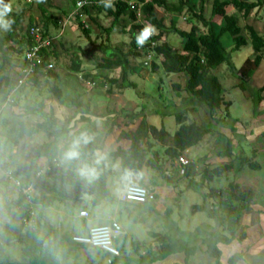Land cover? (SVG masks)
<instances>
[{"label":"trees","instance_id":"trees-1","mask_svg":"<svg viewBox=\"0 0 264 264\" xmlns=\"http://www.w3.org/2000/svg\"><path fill=\"white\" fill-rule=\"evenodd\" d=\"M52 1L36 0L40 12L38 19L32 15L26 18L23 9L13 12L12 16L15 24L12 30L7 33H0V104L5 103L9 95L10 97L12 96V89L15 87L17 78L20 75L19 70L16 71L17 78H15L8 72V69L9 67L14 68L16 65H19L20 69L25 66L24 53L27 46L32 43L29 28L32 25H39L43 28V35L49 36L52 39V43L50 47L41 49L43 63L37 65L35 73L28 78L36 86L40 85L41 76L57 79L59 74L55 69H48L43 72V67L50 60L59 64L60 60L63 59L62 64L65 71H69L75 75L80 73L79 78H83L89 82H98L99 85L105 84L107 94H111L117 89L121 91L128 87H136V84L129 79L130 75L136 73L138 66V64L134 63V60L151 51L154 57L161 58L159 63L164 73L184 75L181 86L178 83L172 84L174 90L178 91L181 89L185 93L184 97L186 99L193 98L202 103L211 114L218 112L221 105L227 104L224 102L222 95V83L213 73V70L218 66L226 64L232 72L237 73V76L240 78L237 87L241 91L249 93V97L253 99L254 111L257 113V106L263 100L261 93L264 91V84L254 89L250 88L249 82L255 69L264 58V35H261L252 25L245 24V26H241L239 17L237 15H227L226 8L232 5L241 14V17L246 19L254 8L264 3V0H257L255 2L247 0H210L209 17H205L204 15L205 5L208 0H135L137 4H141V22L138 21L136 12L129 7L128 2L130 0H114V11L112 9H104L100 5L99 0H88L90 3H86L78 8L74 18L78 29L88 39H91V26L81 20L79 16L81 14H87L93 24L105 33V40L99 44H95L91 40V48H82L79 45H69L66 47L60 40V37H57L61 29V23L53 14L49 13L50 8L53 7ZM71 2L76 6L77 0H72ZM158 8H162L166 14L171 15L168 23H165V17L159 14ZM91 11L95 14L104 12L105 16L110 18L109 26H101L97 20L90 16ZM181 14L187 15L186 19L190 23L188 29L177 25L176 18ZM216 18H224V20L221 24H217L214 21ZM146 22L156 27L157 34L153 35L143 48H137L135 35ZM51 27L56 32L54 36H51ZM117 27L121 33L129 34L130 39L126 43L127 48L109 42L110 33L117 29ZM169 34H176L180 37V49H175L167 41H161L164 36ZM224 36L232 44L229 52L226 50V45L223 41ZM9 41L15 42V45L8 44ZM151 42H155V45L152 46ZM248 44L252 47L253 57L247 58L239 68H236L231 60V52ZM95 50H98L101 56H97L94 53ZM83 56H90L94 61V69L97 73H92L90 70L84 68L82 63ZM152 66L154 69L158 67L156 64H152ZM115 68H119L120 71L117 78L102 76L100 74V71L104 69L111 70ZM79 78L77 77V79ZM79 81L81 82L80 79ZM61 90V87L57 84L48 85V91L58 102L81 108L82 111L78 115L69 116L64 122H60L53 114L50 115V113L46 114L44 112V103L40 100L36 106L25 105L23 110L26 114L39 115L44 119L42 122L29 123L27 121H18L17 124H12L7 118L0 119V160L3 156L1 150L7 148L8 145L14 148L17 147L21 139L30 138L39 132H47L51 137L49 141L42 142L35 147L25 164L19 165L13 171L10 170L13 175L21 177L20 180L23 185L26 184L35 169L39 168L38 166L36 167L39 157H43L47 161H51L53 157H56L54 152L57 150L59 137L70 135L72 130H75L80 123L88 124L97 120V118H91L94 116V113L90 110L87 101L84 102L79 99L78 92L72 95L69 101L65 102ZM176 93L178 95V92ZM13 102H11L12 105H15L16 102ZM194 110L195 108H186L182 111L171 113L177 124V128L172 135L164 127L158 128L155 125L149 124L144 115L139 112L130 110L126 112L123 108L113 111L115 114L113 115L114 120L110 123L107 133H110L111 129L118 125V116L122 115L126 117L130 123L141 117L134 130L122 128L121 132L117 135L116 141L126 139L129 141V146L123 148L117 145L109 152L112 161H118L121 168L118 182L120 189L129 183L132 175H140L144 167L157 171L159 176L167 183L172 182L168 174V170L173 167L172 162L177 160L184 150L198 144L206 134L216 130V128H212L210 123L189 121L187 114ZM107 112H111V109L107 108ZM214 119L217 125L223 121L222 118H216V116ZM168 137L170 144L163 150V155L168 160V163L165 164L166 160L160 159V150L154 148L151 139L164 142ZM261 137L264 139V132H262ZM95 148L97 147L94 141L84 149L85 156L87 157ZM220 155H231V138L228 137L226 139V147ZM237 163L239 168L246 166L253 167L251 158L248 156H241V158L238 156ZM6 166H8L7 163L2 165L5 169L7 168ZM233 168L232 161L211 168H204L200 173L199 180L196 181L192 177L194 165L187 163L183 166L181 178L186 179V188L199 190L214 178L219 177L222 172ZM47 172H52L50 175L54 180L72 187L76 192L68 194L49 185L48 182L43 180ZM45 173L37 180L36 187L37 190L39 187H45L49 191V194L44 195L36 192L33 202L37 206L47 207L55 201L81 200L82 193L92 194L90 201L92 206H98L103 200L114 203L116 201L115 198H112V194L106 183V176L110 173V170H102L97 179L91 183L86 182L90 185L89 189L83 187V182L85 181L79 178L75 172H66L61 167H53ZM3 181L8 182L4 178ZM205 196L208 199L217 198L216 201H213L211 207L217 208L224 205L233 208L236 218L235 227L228 230L229 236L225 234L218 235L216 231L209 230L206 234V240L203 241L205 245L204 252L208 257L213 259L212 262L205 264H222L218 243L228 244L235 238V233L238 229V218L243 210L249 209L251 196L243 192V189L236 182H229L223 189L210 188L205 193ZM209 207L210 205L194 204L191 206V211L205 210L210 214ZM5 208L9 223L4 224L2 232H0V264H20L19 261L13 263L9 259L10 253L6 246L12 240V236L21 245L20 253L26 259L27 264H61L59 257H66L67 253V250L59 252L60 243L63 240H66L72 247L78 249L90 247L72 241L69 234L64 233L60 228L48 222H40L38 218L35 228L27 227L25 232H18L16 223L28 215L27 205L19 193L15 199L5 203ZM38 226L42 230L40 237L28 240L26 233L32 234L38 232ZM151 235L154 238L155 247H152L151 244L144 245L137 240H133L129 243V246L133 249L136 257L129 258L123 256L124 260H126L125 262L152 264L163 260L168 255L182 252L184 254L183 264H193L191 258L198 249L197 245H190L185 240L171 233H152ZM244 235V232L236 235V240L240 241ZM120 239L123 240H121L123 242L121 246L118 245ZM114 243L123 254L126 247L125 234H122ZM90 248L94 249L95 247ZM242 255L243 250L231 253L227 257L225 264H236L242 258ZM119 256L113 258L110 264H117Z\"/></svg>","mask_w":264,"mask_h":264},{"label":"rangeland","instance_id":"rangeland-1","mask_svg":"<svg viewBox=\"0 0 264 264\" xmlns=\"http://www.w3.org/2000/svg\"><path fill=\"white\" fill-rule=\"evenodd\" d=\"M28 1L29 0H11L12 5H13V12L20 10V9H23L24 10L23 13H24V16L26 18L29 15H32L36 19H38L40 16L39 15L40 12H39V9L37 7L36 0H31L29 2ZM71 1L72 0H53L52 1L53 7L50 8V10H49V13L53 14L61 23L63 32L61 34L60 40L62 41V43L66 47H68L69 45H75V46L79 45L82 48H91L92 43L89 41L88 38L85 37V35H83L81 33V31L77 27V23H76L75 18L73 19L74 15L72 14V5H71L72 2ZM247 1L255 2L257 0H247ZM158 11H159L160 15H163L165 17V23H168L170 21L171 15L168 13L166 14V12H164L162 8H158ZM226 12H227V15H237L239 17V21H240L241 26H245V24L252 25L261 35H264V3L261 6L254 8L253 11L250 13V15L246 19H243L241 17V14L232 5L227 6ZM69 15H70V17H69ZM204 15H205V17L210 16V0H208L206 2L205 9H204ZM184 17H185V19H183ZM186 18H187L186 14L179 15V17L176 18L177 25L179 27L188 29L190 27V23ZM97 20L100 22L101 25L103 24L104 26H109V24H110V18L105 17L103 14H102V16H100V18H97ZM223 20H224V18L214 19V21H216L217 24H221L223 22ZM85 22L93 28V33L91 35V38L93 40H95V41L98 40L97 43L105 40V33L102 32V30H99V28H97V26L95 24H93V22L91 21L90 18H86ZM50 32H51V36L56 35V32H55V30H53L52 27H51ZM225 36H227V35H225ZM225 36L223 37V41L226 45V50L229 52L232 44H230V42L228 41L229 39H227ZM129 39H130L129 34H121L118 30H115L114 32H112L109 42L113 43V44H120V42L127 43V42H129ZM168 40L170 41V43L172 44V46L174 48L180 47L181 39L178 35L170 34ZM8 44H14L15 45V42L9 41ZM94 53L97 54V56H101V54L98 50H95ZM252 53H253V50H252L251 45H249V44L245 45L243 47H240L238 50H236L234 52H231V60L234 64V66L236 68H239L249 56L252 55V57H253ZM146 54L143 55L142 57L134 60V63L138 64V66L136 68V73L129 76V79L136 84V87H128V88L123 89L126 98L124 96L118 95V96L112 97L113 102L107 101V103H105L106 101L105 102L101 101L102 104H101L100 108L104 109V105H106V107L108 109H111L113 111H118V110H120V108H123L124 111L128 112L124 108H126V107L131 108V105L134 104L136 106H135V108H134L135 110H133V112L144 113V110H145V112L147 110L156 112V114L148 117L149 121L152 124H156L157 121L161 120L162 117H165L164 121L168 123V122L172 121V119H174L173 116L170 115L169 113L175 112L178 110L176 108V105L177 106H180V104L186 105L187 101L186 100L182 101V99H186L184 97L185 93L182 92L181 89L178 91H175L173 86H172L173 83H178L181 86L183 84L184 75L183 74H174V73H170V74L164 73L162 68L160 67V63H159L161 61V58L160 57H158V58L154 57V54H150V58H149L146 56ZM83 57H84V61H83L84 68L85 69H87V68L91 69L92 68L90 71L94 73L95 72V70L93 69L94 63H93V65L88 63L90 61L88 59L89 57L88 58H86V56H83ZM62 60L63 59L60 60L59 64L56 62H55L56 64L54 63L55 64L54 69H56L55 71L60 73L61 75L64 73V70H63L64 67L62 64ZM144 60H147V62H148L147 65L143 64ZM57 64H58V66H57ZM152 64H156L158 67H156L154 69ZM18 67H19V65H16L14 68L9 67V69H8V72L10 74H12L15 78H17L16 71H18V69H17ZM213 73L218 77V79L222 83V87H223L222 95L224 98V102H226L227 104L221 105L218 112L214 113V114H211L209 110L197 107V109H195L194 111L188 112V114H187L188 120L189 121L194 120V121L202 123L203 121H199V120H201L200 117L206 118L207 120L210 121L212 128H216L219 131L222 130V128H224L222 126L228 125L229 127H231L232 124L234 123L235 127L238 128L241 132L246 133L247 137H249L248 139H250L251 141H253L255 139V141L257 143L259 140H263L261 138V135H258L256 133H255V135H253V131L264 128V91L261 93L263 96V100H261V102L258 104V106H257L258 111H257V113H255V111H254L255 108L253 106V99L251 97H249V93L241 91L237 87V84L240 81L239 80L240 78L237 76V73L235 74L234 72H232L231 69L226 64H221L220 66H218L215 70H213ZM64 75L65 74H63V78H64ZM144 77H147V78H144ZM50 79L51 78L48 76H41L40 77L41 84L39 87L34 85L31 81L27 80L25 85L23 84V86H25V88H23V90L25 92V95H24L25 99H23L22 102H17L16 105H12L11 102H13V101L16 102V98H14V100L12 101L13 98L10 97L9 100H7V102H5L7 105L3 104V106H2V104H0L1 108L5 107L3 109L0 108V119L4 118V116H5V118H7L12 124H17V122L21 121V120L30 121L29 123L38 121V116H35L34 114L33 115L26 114L25 112H23L24 106H21V103H22V105H25L27 103L28 105L36 106L38 100H43L46 103L47 98H50L52 100L51 107L49 108L50 111H48V113H50V115L53 114L54 113L53 106L55 107L54 103H56L58 101L48 91V85L51 84ZM80 80H81V83H83L84 87L87 88L85 90L84 94H88V95H91V93L99 94V92H95L96 90H94V88L90 87V85H92L91 83H90V85H87L88 80H84L83 78H80ZM53 82H55V83L57 82L60 85L62 83L61 80L60 81L57 80V81H53ZM90 82H92V81H90ZM27 83L29 86H26ZM263 84H264V58H263L262 62L259 64V66L255 69V72L253 73V75L250 79L249 86H250V88L256 89L257 87H259ZM93 86H94V84H93ZM97 87L100 88V86H97ZM76 92H78V91L74 90L73 94H71L70 97L72 95H74ZM176 92H178V95ZM68 94H69V87H68L67 91H65V96H67ZM104 97H105V95H104ZM100 98H103V97H100ZM69 100H70V98H69ZM81 101H83V100H81ZM94 108H95V106H94ZM180 111H182V110H180ZM215 116H216V118H222L223 119V121L218 123V125H217V123H215L216 122L214 119ZM98 123L99 122L94 121L92 124H93V126L97 127ZM225 128H228V127H225ZM250 129H251V131H250ZM0 130H1V126H0ZM234 134H235V139L237 141H240L242 139V137L245 135V134H241L238 131L234 132ZM237 135H240L242 137H239ZM41 137H44L43 140L44 139L48 140L50 138L47 132H39L30 138L21 139L20 142L18 143L17 147H15V148L11 147L10 145H8L7 148H5V149L3 148V150H1L2 153L5 152L4 156H6L7 160L10 159V162L5 161L8 164V166H6V167L10 170H14L19 165L25 164L27 162V160L30 158V156L32 155V152L35 149V147L38 145V142L43 141L41 139ZM211 137L212 136H210L209 134H206V136L202 139V141L200 143H202L203 146L211 144L212 143ZM12 148H13V150L11 151L12 157L6 155V151L9 152L10 149H12ZM196 148H198V147H195V149ZM243 148H244L246 154L249 155V157H251V155L254 154V151H252V150L255 149V147L250 146L249 142H247V140H244V138H243ZM156 149L160 150V148H156ZM256 149L258 150V152L256 153L257 154L256 160L260 163L261 167H260V169H254L253 168V170H251L248 168V169L242 171V179H244V181L246 183L245 185L251 184L253 186V188H249L251 191L248 190V193L251 192L252 194H254L257 201H261L262 203H264V151H263V148H261L259 146ZM207 156H208V159L210 160V162L211 161L219 162L220 158L215 157V155L207 154ZM15 161L17 162L16 164H14ZM167 163H168V160L165 161V164H167ZM215 164H217V163H214V165ZM108 166L110 168V173L106 176V183H107V186H108V188L112 194V198H116V196L119 192L118 182H119L121 168H120V165L113 162L111 160V158H110V163ZM6 169L4 167H2V163L0 162V187L3 189V192L0 191V215H1L0 216V231L2 230V222L6 223V221H5L6 218L2 217L3 210H1V208L4 206L3 203L5 201H8V200L14 198L16 195V193H15V195L13 196L12 192L8 191L10 188L7 185L3 184V182H4L3 178H5V176H7L9 174V172H11V171L6 170ZM172 169H173V167L170 168V171ZM143 177H144V175L142 173L141 178H143ZM227 177H228V180H231V178L229 176H225V177L220 176V177L214 179L209 184L212 187H223V188H225L224 186L228 182ZM185 182H186V179H183L182 185L184 184V186H185ZM8 183H9V181H8ZM209 184H207L205 186H208ZM206 188L207 187L202 189L201 192L197 191V193H190V195L182 196L180 206H178V208L180 209V213L191 216L193 212H191L190 206L192 204L209 205L208 203H209L210 199H208L203 194L208 189V188L207 189ZM16 189H17V187H16ZM37 193H38V190H37ZM17 194H18V192H17ZM218 200H220V199H218ZM55 206L57 207V206H59V204H55L53 206V208H55ZM76 206H78V205L76 204ZM87 206L91 210H93V212L96 214V216L98 215V211H97L98 209L96 206L95 207H93L92 205H87ZM144 207L150 208V205L146 204V205H144ZM109 209H110V213H112L113 208H109ZM36 211H37V218H38V206H36ZM41 211H42V214L45 213L44 210L41 209ZM132 213H133L132 217L136 218L135 219L136 221H134L133 224L131 223L133 220H131L129 222L128 218L126 217V214H122L121 216H118V218L121 221V223L125 226L128 233L131 232V234H134L135 236H133V237L139 238L144 243V245H148L145 243H151V240L154 242L153 237H151L149 235V231H158L160 233H164V232L165 233H172L181 239L182 238L185 239V241L188 244H190V245L195 244L198 246V244H196L194 241V239L196 237H198L197 236L198 233L193 232L191 234L189 231H187L186 226H184L186 224L185 222H182L181 220L180 221L182 223L180 221H177L180 223L172 222V224L178 225V227H177L178 229L177 230L176 229L171 230L172 228H167V229L165 228V230H164L163 229L164 224L168 225L167 216L164 213H159L158 215L152 214V213H146L144 215V217L146 219L143 217V213H141L140 210H134L133 209ZM194 213H196L197 217L194 221L191 220V224L198 221V219H200V220L204 219L205 221L208 220V218H207L208 212L207 211H205V210L196 211ZM140 216H142L144 219L138 220V217H140ZM49 217L52 221H54V219L57 216H55L53 212H49ZM57 219H59V218L57 217ZM73 220H75L76 223H78V224H81L82 222H86V223L91 224V225L97 224L100 222L99 219L91 218V217L88 219H85V220L76 217ZM59 222H62L63 228H65L69 225L70 220L68 221V219H66L65 217H62L59 220ZM156 225H159L160 227L162 226L163 228L162 229L156 228ZM173 226H175V225H173ZM200 227L201 228L207 227V224H201ZM26 228L27 227L24 226L23 224H21L20 221H18L16 223V229L18 232H21V233L25 232ZM26 238L28 240L38 238V232H34L32 234L26 233ZM205 240H206V236H203L201 241H205ZM122 244H123L122 241L118 242L119 246H121ZM203 245H204V243H203ZM6 247L10 253L9 259L11 260V262L14 263V262L19 261L20 264H27L26 259L23 258V256L20 253L21 245L15 239L14 236H12V240L9 241V243ZM204 247H205V245H204ZM198 248H199V246H198ZM80 253H82V251ZM99 253H102V252L100 251ZM121 254L122 253L120 251L119 261L117 264H134V263H130L129 261H128V263L125 262L126 260H124V257H123V256H127L129 258L136 257L133 249L130 246L125 252H123L122 255ZM60 258L61 257H59V260H60ZM170 259H173V257H170ZM100 260L102 261V263H100V264H108V263H106V257L104 259V262H103L102 257H100ZM170 263L171 262L168 259H164V260H161L159 262L152 263V264H170ZM136 264H138V263H136Z\"/></svg>","mask_w":264,"mask_h":264},{"label":"crops","instance_id":"crops-1","mask_svg":"<svg viewBox=\"0 0 264 264\" xmlns=\"http://www.w3.org/2000/svg\"><path fill=\"white\" fill-rule=\"evenodd\" d=\"M71 5H72V14L75 16L77 14L76 6H74L73 3H71ZM102 14L105 16L104 12H100L98 14H95L93 11L90 12V16L95 20H97V18H100V16H102ZM74 16H73V19H74ZM79 16H80L82 21H86V18H89V16L87 14H81ZM69 17H70V15H69ZM101 26L107 27V26H104L103 24ZM115 30L119 31L118 27ZM62 32H63V29L61 26V29L59 30L57 37L61 38ZM92 33H93V28L91 27L90 38H91ZM111 34L112 33H110L109 41H110ZM121 34H125V33H121ZM169 36H170V34L167 36H164L161 41H167L170 43V41L168 40ZM91 40L95 44L100 43V42L97 43L98 40L95 41L92 38L89 39L90 42H91ZM161 41H159V42H161ZM120 43L121 44H114V45H121L124 48H127V44L125 42H120ZM175 49H178V48H175ZM179 49H180V47H179ZM251 57H252V55L249 56L248 58H251ZM86 58H88L90 60L88 63L93 65L94 61L90 58V56H86ZM83 61H84V57H82V63H83ZM57 66H58V64H57ZM17 69L19 70V67ZM91 69L87 68L86 70H91ZM93 69H94V66H93ZM63 70H64L63 74H65L64 78H63V74L61 75L60 73L57 72L59 74L58 78L57 79L51 78L50 79L51 84H57L58 86L61 87V89H62L61 91L63 94V100L65 102L69 100L70 95L73 94L74 90H77L79 93V99L83 100V101H88L90 110H92L94 113V116H92L91 118H97V120H95V121L99 122L97 127L93 126L92 123L94 121L92 123H88V124L80 123L75 128V130H72L71 133L78 132L81 130H87L90 134H92L95 137L94 141H95L96 147L101 148V149L107 151L108 153L111 150H113L117 145H120L123 148L128 147L129 141L126 139L116 141L117 135L119 134V132H121L122 128L134 130L136 128V126L138 125L141 117L136 119V121L130 123L127 121L126 117H123L122 115L118 116L117 117L118 125L114 126L111 129L110 133H107L108 129L110 127V123L112 122V120H114L113 115H115V114L113 113V110H111V112H107V107L104 104H103L104 109L100 108V106L102 104L101 101H104V102L106 101L105 103H107V101L113 102V98H112L113 96L121 95V96H124L126 98L124 91L123 90L120 91L117 89V90H114L113 93L107 94L105 84L99 85L98 82L97 83L93 82L94 86H93V84L92 85L87 84V85H90V87L94 88V90H96L95 92H99V94H95V93H91V95L84 94L85 90L87 88H85L83 83H81L79 81L80 73L75 75L74 73H71L69 71H65V69H63ZM94 73H97V71L95 70ZM119 73H120L119 68H115V69H111V70H105L104 69V70L100 71V74L102 76L114 77V78H117L119 76ZM77 77L79 79H77ZM144 78H147V77H144ZM57 80L58 81L61 80V82H62L61 85L58 84L57 82L56 83L53 82V81H57ZM26 86H29L28 83L26 84ZM97 86H100V88H98ZM68 87H69V94L67 96H65V91H67ZM23 88H25V86L22 85V86L17 87L16 89L12 90V92H11V95H12L11 97L13 98L12 101L14 100V98H16V103H17V102H22L23 99H25V96H24L25 92H24ZM104 95H105V97H104ZM100 97H103V98H100ZM183 100L187 101L186 105H182V104H180V106L176 105V108L178 109L177 111L183 110L185 108L197 109V107L198 108H204V109L208 110L205 105L196 101L193 98L182 99V101ZM38 101H40V100H38ZM16 103H15V105H16ZM43 103H44L43 110L47 114L48 111H50L49 108L51 107L52 100L50 98H47V102H46L47 104L45 103V101H43ZM3 104H6V103H2V106H3ZM54 104H55V107L53 106V108H54L53 116L57 120H59L60 122H64L67 117L78 115L82 111L81 108L76 107V106H68V105H65V104L60 103V102H56ZM25 105H22V103H21V106H25ZM94 106H95V108H94ZM135 106L136 105L132 104L131 108L126 107L124 109L133 111V110H135L134 109ZM3 108H5V107H2L1 109H3ZM23 109H24V107H23ZM171 113L172 112H170L169 114L171 115ZM141 114L144 115L146 121L149 124H152L149 121L148 117L156 114V112L155 111H149V110H147L145 112V110H144V113H141ZM31 115H33V114H31ZM34 115L38 116V121H35V122H42L44 120L39 115H37V114H34ZM4 118H5V116H4ZM164 118L165 117H162L161 120L157 121L156 124H152V125H155L158 128L164 127V129L167 130L170 133V135H172V133L177 128V124L174 121V119H172V121L167 123L164 121ZM200 119L201 120H199V121H203L205 123H210V121L207 120L206 118L200 117ZM21 121H23V120H21ZM27 122H30V121H27ZM222 127H224V128H222V130H220V131L216 129L213 132L209 133V135L212 136L211 137L212 138L211 144L203 146L202 143H200L202 141L201 140L198 144L184 150L182 152L181 156L187 158L189 160L188 163L194 165V171H193L192 177L196 181L199 180L200 173L204 168H207V167L211 168V167H214L216 165L223 164V163L228 162V161H232L234 168L230 169L229 171L222 172L220 175L221 177L229 176L231 178V180H228V177H227L228 182L226 183V185L224 187H226L229 182H236L243 189V192H246L249 196H251V202H250L249 209L243 210L241 212L239 218H238V221H237L238 222V225H237L238 229L235 233V238L233 240H231V242L228 244L218 243V248L221 251L220 261L222 264H225L227 257L231 253L239 251V250H243L242 258L236 264H264V203H262L261 201H257L254 194H252L251 192L248 193V190L251 191L249 188H253V186L251 184L245 185L246 183H245L244 179H242V171H244L248 168L251 170H253V168L254 169H260V167H261L260 163L256 160V155H257L256 153L258 152V150L256 148L259 146V147L263 148V151H264V139L261 137L263 140H259L257 143H256L255 139L253 141H251L250 139H248L249 137H247L246 133L241 132L238 128L235 127L234 123L232 124L231 127H229L228 125L222 126ZM225 127H228V128H225ZM236 131L240 132L241 134H245L243 137L240 135H237L239 137H242V139L240 141H237L235 139L234 132H236ZM250 131H251V129H250ZM262 132H264V128L253 131V135H255V133L258 135H261ZM228 137L231 138V155L230 156H222V155H220V153H222V151L225 149L226 139ZM43 138L44 137H41L42 140H43ZM243 138H244V140H247V142H249L250 146L255 147V149L252 150V151H254V154H252L250 157L253 167L246 166L244 168H239V166H238V163H237L238 162V156L240 158H241V156H248L249 157V155L246 154V152L243 148ZM50 139H51V137L48 140L44 139L43 141H39L38 145L41 144L42 142L49 141ZM70 139H71L70 135L65 136V137H59V139H58L57 150L54 152V154L58 158L59 162H60L61 151L67 145V143L69 142ZM151 140H152V143L154 145V148H160V159L166 160L164 155H163V150L166 146H168L170 144L169 137L164 142H159V141H156L153 139H151ZM195 147H198V148L195 149ZM13 148L10 149L9 152L6 151V155L11 156L12 155L11 151L13 150ZM207 154L215 155V157L220 158L219 162H215V161L210 162ZM4 155H5V152L3 153L2 159L0 160L2 165L4 163H7L5 161L10 162V159L7 160L6 156H4ZM109 158H110V156H109ZM47 162L48 161L45 158L39 157L38 162H36V167L38 166L40 168V166L41 167L45 166L47 164ZM114 162L119 164L118 161H114ZM16 163L17 162L15 161L14 164H16ZM214 163H217V164L214 165ZM172 164H173V169L171 171L170 170L168 171L169 177L172 181L171 183H167L164 179L160 178L159 174L154 169H150V168L146 169L145 167L142 170V173L144 175L143 178H141L142 173L140 175H132L131 176L129 183L144 185V186H147L153 190V192L155 194V200L152 202H147V203L141 204V205L133 204V203H120V202H118L117 196H116L115 203L107 201V200H103L98 206H96L98 209L97 210L98 215L96 216V214L93 212V210H91L87 206V205H91L90 201L92 199V194H90L91 195L90 201H84L81 198V200H67V201H63V202L62 201H55L52 205L47 206V207H43L41 205H38V219L40 222H48L51 225L60 228L64 233H67L70 236H72L74 234H85L87 232L88 228L91 226V224H88L86 222H82L81 224H78V223H76L75 220H73L76 217L85 220L84 218H82L78 215L79 211L82 209H86L89 212L91 218L99 219L100 222L97 224L108 223L109 220L112 218L117 219L121 223L118 216H121L122 214H126V217L128 218L129 222L131 220H133L131 222L133 224L134 221H136L135 220L136 218L132 217V214H133L132 210L133 209L134 210H140V212L143 213V217L146 213H152V214H156V215H158L159 213H164L167 216L168 225L164 224V228L162 226L160 227L159 225H156V228H160V229L163 228L164 230H165V228L166 229L172 228L171 230H173V229L177 230L178 225L172 224V222H177L180 220L182 222H185L186 224L184 226H186L187 231H189L191 234L193 232L198 233V235H197L198 237H196L194 239V241L196 244H198L199 248L197 249L195 254L192 256L191 262L193 264H198V263L205 264L208 262H212L213 259L208 257L206 255V253H204V245H203V241H201V239L203 236H206V234L209 230L216 231V233L218 235L225 234V235L229 236L228 230L233 229L235 227V222H236V218H235L234 213H233V208H231L229 206H224V205H222L221 207L219 206L217 208L211 207V205L213 204V201H216V199H217L214 197L213 199H210V201L208 203L210 205L209 211H211L210 214L207 213L208 220L205 221L204 219H202V220L198 219V221L191 224V220L194 221L197 216H196V213H194V212L192 213L191 216L180 213V209L178 208V206H180L182 196L190 195V193H197V191L201 192L202 189L207 187L208 189L206 188L207 190L203 193L205 195V193H207L210 190V188L223 189V187H212V186H210L209 183L212 182L214 179H216V178H214L212 181L207 183V184H209L208 186H204L199 190L188 189L184 186V184L182 185L183 179L181 178L182 174L180 173L181 168H180V163H179L178 159L174 160L172 162ZM60 167H61V169H63L66 172H75L74 167H67L63 164H60ZM8 170H10V169H8ZM102 170H110V168H109V166H107V167H104ZM50 173L51 172L45 173L44 178H43V180L48 182L49 185L55 187L57 190H59L61 192H66L68 194H74L76 192V190H74L72 187H70L68 185H64L63 183H61L57 180H54L51 177ZM3 184L7 185L10 188L8 191L12 192L13 196L16 193L15 197L10 199V200L15 199L18 195L17 194L18 191H17L16 187L11 182L8 183L5 181V182H3ZM89 186L90 185L88 183L83 182V187L85 189H89ZM119 190H120V188H119ZM0 191L3 192V189L1 187H0ZM178 192H179V195H178ZM38 193L47 195V194H49V191L45 187H39ZM82 194H81V196H82ZM10 200L5 201L3 203L4 206L1 208V210H3L2 217L6 218V220H5L6 223H9V219H8V216L6 213L5 203L10 202ZM55 204H59V206H57V207L55 206V208H53V206ZM76 204L78 206H76ZM146 204L150 205V208H145L144 205H146ZM192 205H194V204H192ZM191 206H190V210H191ZM93 207H95V206H93ZM109 208H113L112 213H110ZM41 209L44 210L45 213L42 214ZM49 212H53L54 215L57 216L59 219H57V217H56L54 219V221H52L49 217ZM62 217H65L66 219H68V221L70 220L69 225L65 228H63V223L59 222V220ZM143 217L142 216L138 217V220H143L145 218V217L144 218ZM180 222H177V223H180ZM6 223L2 222V229H3V225ZM97 224H93V225H97ZM201 224H207V227L201 228L200 227ZM121 225H122V229H123V234H125V236H126L125 251L129 248V243L133 240H137L141 244H144L139 238L133 237V236H135L134 234H131V232L128 233L127 229L125 228V226L122 223H121ZM173 225H175V226H173ZM41 231H42L41 228L38 226V237H40ZM0 232H2V230ZM242 232H244V234H245L243 239H241L240 241H237L236 235H239ZM152 233H160V232L149 231V235L151 237H152V235H151ZM121 240L122 239H120V241ZM183 240H185V239H183ZM145 244H151L152 247H155V242H153L152 240H151V243H145ZM65 250H67L66 257L60 258L61 264H86V263L87 264H100V263H102V261L100 260V257L103 258V262H104L105 257H107L106 253L103 252L102 250H100L99 248L92 249V248L88 247V248L78 249V248L72 247L71 244L67 243L66 240H63L60 243L59 252H62ZM81 251H82V253H80ZM100 251L102 253H99ZM170 257H173V259H170ZM164 259H168L171 262L170 264H183L184 254L182 252L174 253V254L168 255Z\"/></svg>","mask_w":264,"mask_h":264},{"label":"built area","instance_id":"built-area-1","mask_svg":"<svg viewBox=\"0 0 264 264\" xmlns=\"http://www.w3.org/2000/svg\"><path fill=\"white\" fill-rule=\"evenodd\" d=\"M86 3L88 4L90 2L88 0L77 1L76 9L80 8ZM128 4L129 7L136 12L138 21H140L141 4H137L135 0H130ZM42 32L43 28L39 25H32L29 28V34L31 36L32 43L31 45L27 46L25 50V66L21 69L19 68L20 75L18 76L15 87L13 89H16L17 87L25 84L28 78L35 73V67L43 63L41 49L50 47L52 39L49 36H44ZM150 44L154 46L155 42H151ZM150 54L153 53L149 51L146 56L150 58ZM143 64L147 65V60H144ZM54 66L55 64L52 60L48 61L43 67V72L47 71L48 69H54ZM87 83L93 84V82L89 81H87ZM9 98L10 95L7 97V100H9ZM178 161L181 168L180 173L182 174L183 166H185L189 162V160L183 156H180L178 158ZM53 167H60V162L58 161L57 157H53L51 161H48L45 166L35 169L25 185L21 183V177L13 175L12 172H9V174L4 178L5 180L11 182L15 187H17L18 193L21 194L24 203L27 205L28 215L19 220L20 223L26 227H36L37 205L33 202V197L37 192V180L44 172L51 170ZM117 200L120 203H133L141 205L147 202L154 201L155 194L153 190L147 186L128 183L119 190L117 194ZM78 215L84 219L90 218V214L86 209L80 210ZM122 234L123 229L121 223L117 219L112 218L108 223L91 225L85 234H74L71 236V239L72 241L79 244L99 248L106 253V263L110 264L113 258L120 255V251L115 245L114 241L118 239Z\"/></svg>","mask_w":264,"mask_h":264},{"label":"clouds","instance_id":"clouds-1","mask_svg":"<svg viewBox=\"0 0 264 264\" xmlns=\"http://www.w3.org/2000/svg\"><path fill=\"white\" fill-rule=\"evenodd\" d=\"M104 9L115 10L114 0H99ZM11 0H0V32H10L15 24L12 16ZM157 34L156 27L146 22L135 35L137 48H143L153 35ZM71 139L62 149L60 163L67 167H74L76 175L83 181L91 183L98 178L102 169L110 163L109 153L101 148L93 149L87 157L84 149L92 144L95 137L87 130L70 133Z\"/></svg>","mask_w":264,"mask_h":264},{"label":"water","instance_id":"water-1","mask_svg":"<svg viewBox=\"0 0 264 264\" xmlns=\"http://www.w3.org/2000/svg\"><path fill=\"white\" fill-rule=\"evenodd\" d=\"M81 198L84 200V201H90L91 199V195L88 194V193H83Z\"/></svg>","mask_w":264,"mask_h":264}]
</instances>
